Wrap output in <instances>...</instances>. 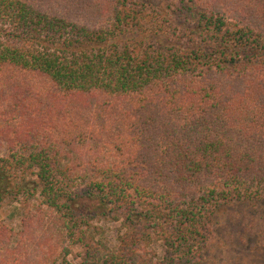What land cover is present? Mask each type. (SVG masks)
<instances>
[{
	"label": "trees",
	"instance_id": "16d2710c",
	"mask_svg": "<svg viewBox=\"0 0 264 264\" xmlns=\"http://www.w3.org/2000/svg\"><path fill=\"white\" fill-rule=\"evenodd\" d=\"M0 152V264H205L264 200V0H0Z\"/></svg>",
	"mask_w": 264,
	"mask_h": 264
},
{
	"label": "rangeland",
	"instance_id": "374dc122",
	"mask_svg": "<svg viewBox=\"0 0 264 264\" xmlns=\"http://www.w3.org/2000/svg\"><path fill=\"white\" fill-rule=\"evenodd\" d=\"M21 211L20 201L5 197L0 202V223L17 232ZM93 222L100 228L94 234L96 240L102 246L112 248L121 228L119 222L105 219ZM155 245L156 251L160 252ZM205 264H264V200L233 203L221 208L206 247Z\"/></svg>",
	"mask_w": 264,
	"mask_h": 264
}]
</instances>
